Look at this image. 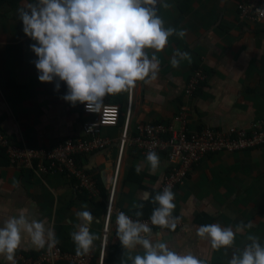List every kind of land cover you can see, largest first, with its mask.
Returning <instances> with one entry per match:
<instances>
[{"label": "crops", "instance_id": "crops-1", "mask_svg": "<svg viewBox=\"0 0 264 264\" xmlns=\"http://www.w3.org/2000/svg\"><path fill=\"white\" fill-rule=\"evenodd\" d=\"M240 0H157L158 15L165 27L183 29V39L173 35L165 49L156 53L160 70L155 81L138 82L130 92L106 96L118 104L121 115L118 125L105 126L101 135L109 138L106 149L76 156L77 166L90 172L101 189L100 197H90L74 188L75 176L68 170L39 173L33 167L12 163L6 148L0 151V226L9 216L23 209L31 217L45 222V229L54 231L57 244L76 253L71 233L84 223L76 213L87 205L94 216L90 230L98 239L106 209L108 187L118 156V140L130 110V130L137 133L139 124H172L184 114L186 127L198 130L203 126L228 129L247 127L254 120L264 119V20H243L239 15ZM26 0H0V127L20 145L33 148L55 147L70 136H82V124L89 118L81 103L72 106L62 99L67 91L64 82L55 90V81L40 82L30 45L35 43L23 32L18 9ZM31 2V0H27ZM162 3H167L164 8ZM179 49L191 54V62L181 61L177 68L170 60ZM149 57L154 49H146ZM201 68L207 75L193 96L184 93L192 72ZM132 98V101H130ZM160 168L150 171L146 156L127 147L121 163L120 181L115 205L140 218L149 217L157 203L151 198L158 193L159 183L168 170L166 152L158 154ZM141 172L136 173L137 166ZM174 217L179 222L174 231L152 229L148 237L154 243L165 242L180 254L191 252L207 264H228L250 243L249 234L264 246V145L239 151H219L205 156L194 167L184 183L176 189ZM143 204L142 209L133 207ZM137 217V216H136ZM252 223L251 229L236 232L232 246L219 251L211 248L209 238H200L196 229L218 224L222 228ZM45 249L35 248L24 234L15 253L38 256ZM137 245L131 255H143ZM97 254V252H96ZM129 251L122 247L116 229L110 236L106 264H132ZM0 264H10L0 256Z\"/></svg>", "mask_w": 264, "mask_h": 264}, {"label": "clouds", "instance_id": "clouds-1", "mask_svg": "<svg viewBox=\"0 0 264 264\" xmlns=\"http://www.w3.org/2000/svg\"><path fill=\"white\" fill-rule=\"evenodd\" d=\"M168 8L167 3H162ZM23 32L32 41L31 50L37 59L34 64L40 82L55 81V90L60 82L67 86L62 99L72 106L85 105L90 112H99L106 96L130 92L138 82L149 84L155 81L160 70L156 53L165 49L169 37L183 39L186 32L175 27H165L158 15L157 0H31L18 9ZM146 49H154L151 58ZM191 62V54L179 49L170 63L173 68L181 61ZM146 161L154 174L160 168V157L149 150ZM138 165L136 173L141 172ZM176 193L171 185L166 186L151 198L159 207L153 209L151 225L174 231L179 217H173L176 208ZM133 207L143 208V204ZM78 211L77 217L84 223L71 233L77 255H87L98 237L91 232L94 216L87 210ZM137 217L142 211L135 213ZM252 223L239 224L234 232L231 227L218 224L202 225L196 229L200 238H209L211 248L219 251L230 247L236 232L251 229ZM37 249H51L58 241L54 231L45 229V222L31 218L26 210L9 216L0 226V256L15 264V253L20 248L24 234ZM152 228L148 223L133 220L121 211L116 216V236L123 248L129 251L132 264H207L191 252L180 254L171 250L165 242H153L148 237ZM250 241L240 255H233L228 264H264V246L259 238L249 234ZM137 245L142 246L143 255L130 253ZM121 264H125L124 261Z\"/></svg>", "mask_w": 264, "mask_h": 264}, {"label": "built area", "instance_id": "built-area-1", "mask_svg": "<svg viewBox=\"0 0 264 264\" xmlns=\"http://www.w3.org/2000/svg\"><path fill=\"white\" fill-rule=\"evenodd\" d=\"M238 10L243 20L254 22L264 20V0H240ZM206 78L207 75L201 68L194 69L185 85V95L193 96ZM82 109L89 115L82 124V136H70L55 147L33 148L12 141L0 127V151L4 146L12 163L31 166L39 173L68 170L75 176L74 188L78 192H87L90 197H100L101 189L97 186L95 178L90 172L77 166L76 156L108 148L111 141L101 135V130L105 126L118 125L121 108L118 104L108 102L105 97L99 112L87 111L84 104ZM130 119L129 110L118 140V156L108 187L101 238L97 249L92 248L87 255H77L56 244L38 256L20 253L19 264H106L110 236L116 229L117 213L121 211L133 220L138 219L142 223H148L152 229H163L151 225V215L145 218L136 217L115 205L121 163L127 147L138 150L144 156L149 150L157 154L166 152L169 167L159 183L158 192H162L168 185H171L172 191L175 192L177 188L184 185L190 171L199 165L205 156L219 151L233 152L264 145V119L254 120L247 127L221 129L203 126L198 130H190L186 127L184 114L181 113L176 117L180 122L179 128L164 123L139 124L136 134L131 133ZM156 207H159L158 203ZM178 222L179 220L177 224Z\"/></svg>", "mask_w": 264, "mask_h": 264}]
</instances>
